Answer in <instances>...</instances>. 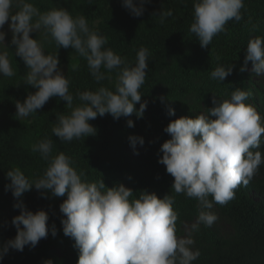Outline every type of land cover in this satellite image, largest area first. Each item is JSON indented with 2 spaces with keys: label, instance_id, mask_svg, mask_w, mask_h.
Here are the masks:
<instances>
[{
  "label": "clouds",
  "instance_id": "1",
  "mask_svg": "<svg viewBox=\"0 0 264 264\" xmlns=\"http://www.w3.org/2000/svg\"><path fill=\"white\" fill-rule=\"evenodd\" d=\"M146 0H122V6L134 17L144 12ZM15 8V11L13 10ZM244 0H194L193 22L190 32L199 41L201 48H208L214 36L225 31L230 20L242 19ZM164 22L172 16L171 11L155 13ZM10 21V22H9ZM8 23L11 32L10 43L15 46L27 69L24 84L36 91L26 98L16 101L15 116L23 119L37 110L52 97L63 100L69 110L60 113L52 127V133L61 141L95 135L96 129L89 123L98 116L110 114L114 120L121 117L143 116L147 101H141V87L148 72V49L141 47L134 64L115 54L104 46L107 38L90 30L84 16L73 18L63 8H53L41 12L28 0H0V29ZM43 30L51 37L57 49H74L84 58L91 76L99 84L112 80L115 71L114 91L100 86L95 91L77 93L79 104H73L74 97L69 92V80L59 67L58 56L45 54L43 45L33 39L30 33ZM0 44H5V32L0 30ZM256 75L264 74V38L255 37L248 41L243 66ZM105 71H101V69ZM232 65L217 66L210 72V79L222 82L232 73ZM0 75H16L8 58V51L0 52ZM250 93L236 88L230 99L219 101L213 96V107L207 115L195 118L187 116L168 123L164 131L170 139L163 142L162 156L158 163L174 177L171 189L177 194H185L197 199L205 208L212 203L226 204L234 198V190L243 183L245 186L259 166L264 156L259 149L264 124L257 111L245 104ZM164 101L165 97H160ZM139 103V108L135 105ZM175 110L167 108V115ZM209 117H215L210 119ZM127 127H133L132 119L126 120ZM133 148L143 138L129 136ZM34 153L47 162L44 174L39 179L29 181L19 167H12L5 173L10 183L5 191H11L16 201L14 208L19 214L11 220L16 229L13 239L0 247V259L8 250L23 251L25 246L34 248L41 239L47 238L49 219L44 210L32 212L22 202L24 193L34 187L42 197H64L59 204L63 234L74 241L78 250L77 264H191L199 253L190 251L192 239L176 237L178 214L173 210L174 197L165 195L158 198L154 193L133 190L119 184L108 188L100 179L89 183L82 180L83 173L73 167V160L64 153L53 155V141L45 138L31 146ZM212 197V201L208 197ZM217 217L210 212H201L192 225L197 230L200 223L211 227ZM51 234L56 235L53 225ZM44 264H52L46 260Z\"/></svg>",
  "mask_w": 264,
  "mask_h": 264
},
{
  "label": "trees",
  "instance_id": "2",
  "mask_svg": "<svg viewBox=\"0 0 264 264\" xmlns=\"http://www.w3.org/2000/svg\"><path fill=\"white\" fill-rule=\"evenodd\" d=\"M41 12L53 8H63L75 18L84 16L90 30L107 38L104 46L115 54L135 63L137 51L148 49V72L141 87V101H147L146 110L141 118L135 115L114 120L110 114L98 116L89 123L96 129L95 135L73 139L71 142L59 140L52 133L56 117L67 113L63 100L52 97L26 118L15 116L16 101L26 98L36 90L24 84L27 69L15 46L6 41L8 49L0 45V52L8 51V58L16 72L13 77L0 75V247L13 239L16 229L11 220L19 214L14 208L16 202L11 191H5L10 183L5 173L12 167H19L29 181L43 176L47 167L39 153L31 146L40 140L53 141V155L64 153L73 160V167L89 183L100 179L106 187L123 184L133 190L154 193L158 198L165 195L174 197L173 210L178 214L176 237L184 234L188 225L187 239L190 251L199 253L191 264H264V163H262L245 186L241 183L234 190V198L226 204L212 203L205 208L195 198L177 194L171 189L174 177L166 172L165 166L158 163L162 156L161 145L170 139L164 128L172 120L180 117L195 118L207 115L213 107V96L219 101L230 99L231 91L239 88L250 93L245 104L251 105L262 118L264 124V74L256 75L243 66L246 46L250 39L264 38V0H244L241 9L242 19L230 20L225 31L213 37L208 48H201L195 35L190 32L193 22L194 0H146L144 12L139 17L132 16L122 6V0H28ZM136 0H134V3ZM15 11V8L13 9ZM171 11L172 16L160 17L155 13ZM43 45L45 54L57 55L59 67L69 80V92L73 95L74 106L80 101L77 93L95 91L100 86L114 89L115 71L106 73L112 80L105 79L99 84L91 76L87 62L71 48L57 49L50 36L43 30L30 33ZM232 65V73L221 83L210 79V72L217 66ZM101 71H105L103 68ZM256 77L259 81L255 83ZM160 97H165L161 101ZM139 108V103L135 105ZM175 110L173 116L167 115V108ZM215 119V117H209ZM132 119L134 126L127 127L126 120ZM129 136L143 138V145L137 143L133 148ZM264 156V135L261 136L259 149ZM257 192L258 199L251 196ZM25 207L36 212L44 210L49 219V234L41 239L34 248L25 246L23 251L9 249L0 259V264H77L78 250L74 241L62 231L59 204L64 197H42L34 187L22 196ZM212 201V197H208ZM213 211L218 221L211 227L200 223L197 230L192 225L197 222L201 212ZM55 226L56 235L51 234ZM222 225L226 230H222Z\"/></svg>",
  "mask_w": 264,
  "mask_h": 264
},
{
  "label": "rangeland",
  "instance_id": "3",
  "mask_svg": "<svg viewBox=\"0 0 264 264\" xmlns=\"http://www.w3.org/2000/svg\"><path fill=\"white\" fill-rule=\"evenodd\" d=\"M9 22H10V21H9ZM0 30H2V31L5 32V43H6V41L11 37V32H10L9 29H8V23H6V24L4 25V28H3V29H0ZM0 45L3 46V44H0ZM254 81H255V83L258 82V81H259V77H256V79H255ZM251 196H252L254 199H258L257 192H255L254 190L251 192ZM207 212H210V213L214 214V215L217 217V214H216L215 212H213V211H207ZM215 222H216L218 225H219V224H222V223H220V222L218 221V218L216 219ZM221 228H222V230H226V226H225V225H222ZM187 230H188V225L184 227V234H183L182 236H180V238H178V239H187V237H186V232H187Z\"/></svg>",
  "mask_w": 264,
  "mask_h": 264
}]
</instances>
